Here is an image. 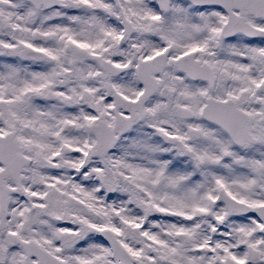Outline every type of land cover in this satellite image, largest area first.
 Masks as SVG:
<instances>
[{
  "label": "snow or ice",
  "instance_id": "6c2138e0",
  "mask_svg": "<svg viewBox=\"0 0 264 264\" xmlns=\"http://www.w3.org/2000/svg\"><path fill=\"white\" fill-rule=\"evenodd\" d=\"M0 264H264V0H0Z\"/></svg>",
  "mask_w": 264,
  "mask_h": 264
}]
</instances>
